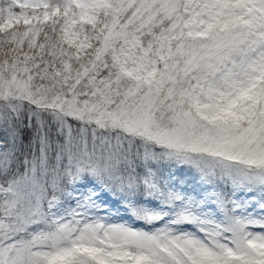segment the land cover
Masks as SVG:
<instances>
[{
	"label": "snow or ice",
	"instance_id": "6c2138e0",
	"mask_svg": "<svg viewBox=\"0 0 264 264\" xmlns=\"http://www.w3.org/2000/svg\"><path fill=\"white\" fill-rule=\"evenodd\" d=\"M0 264H264V0H0Z\"/></svg>",
	"mask_w": 264,
	"mask_h": 264
}]
</instances>
